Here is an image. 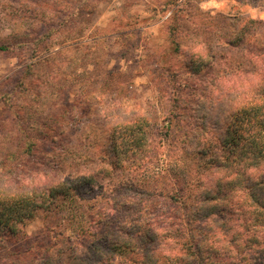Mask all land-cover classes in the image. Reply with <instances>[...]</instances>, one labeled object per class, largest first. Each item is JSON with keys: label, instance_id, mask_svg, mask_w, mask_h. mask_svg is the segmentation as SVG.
Here are the masks:
<instances>
[{"label": "rangeland", "instance_id": "rangeland-1", "mask_svg": "<svg viewBox=\"0 0 264 264\" xmlns=\"http://www.w3.org/2000/svg\"><path fill=\"white\" fill-rule=\"evenodd\" d=\"M0 47V165L13 167L5 178L27 185L50 164L70 177L92 171L115 118L138 113L154 133L170 127L168 138L155 135L137 178L164 187L197 176L201 146L180 147L199 136L213 146L236 105L222 94L247 85L239 70L252 69L250 51L264 55V0H0ZM79 203L78 212L69 202L40 210L19 228L29 239L73 237L94 211ZM24 247L10 244L0 261Z\"/></svg>", "mask_w": 264, "mask_h": 264}, {"label": "trees", "instance_id": "trees-1", "mask_svg": "<svg viewBox=\"0 0 264 264\" xmlns=\"http://www.w3.org/2000/svg\"><path fill=\"white\" fill-rule=\"evenodd\" d=\"M248 54L252 69L239 70L248 83L234 86L238 93L222 94L228 102L236 98V105L223 126L217 124L213 146L205 147L211 138L200 132L193 146L180 147L187 152L201 146L196 152L206 158L191 181L175 177L151 188L140 183L150 167V143L171 131L152 132L147 116L138 113L115 118L106 153L92 171L70 177L50 164L49 173L14 185L4 177L12 164H1L0 250L12 243L25 247L6 252L0 264H114V258L118 264H264V55ZM95 187L101 193L96 189L88 197ZM80 200L94 211L85 223L79 220L73 237L42 233L29 239L19 228L40 210L67 202L78 212Z\"/></svg>", "mask_w": 264, "mask_h": 264}]
</instances>
